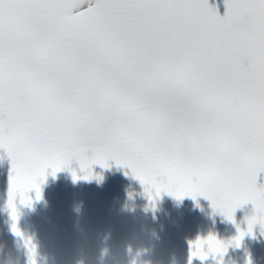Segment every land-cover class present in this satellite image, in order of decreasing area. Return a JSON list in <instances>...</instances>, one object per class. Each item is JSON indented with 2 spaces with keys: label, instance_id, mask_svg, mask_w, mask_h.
<instances>
[{
  "label": "snow or ice",
  "instance_id": "1",
  "mask_svg": "<svg viewBox=\"0 0 264 264\" xmlns=\"http://www.w3.org/2000/svg\"><path fill=\"white\" fill-rule=\"evenodd\" d=\"M0 0V149L10 158L5 206L42 199L47 175L75 159L126 167L152 205L162 193L204 197L236 226L188 241L187 264H225L230 247L264 234V0ZM247 15L249 32L230 25ZM128 174L127 172L125 173ZM251 203L241 228L235 211ZM246 264H252L251 258Z\"/></svg>",
  "mask_w": 264,
  "mask_h": 264
},
{
  "label": "clouds",
  "instance_id": "2",
  "mask_svg": "<svg viewBox=\"0 0 264 264\" xmlns=\"http://www.w3.org/2000/svg\"><path fill=\"white\" fill-rule=\"evenodd\" d=\"M230 27L234 32L241 34V36L243 37L244 34L251 30L252 21L247 15H244L242 18L234 20L231 23ZM77 211H79V209H77ZM141 255L142 251H138L133 256L129 264H151V261L149 260H141ZM45 264H52L51 260L46 256ZM77 264H83V261H79L77 262ZM228 264H231V261H228Z\"/></svg>",
  "mask_w": 264,
  "mask_h": 264
}]
</instances>
